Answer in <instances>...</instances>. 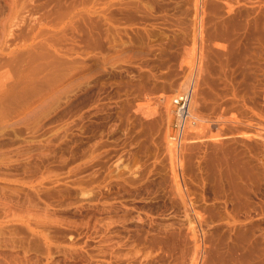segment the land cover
I'll return each mask as SVG.
<instances>
[{
	"label": "rangeland",
	"instance_id": "1",
	"mask_svg": "<svg viewBox=\"0 0 264 264\" xmlns=\"http://www.w3.org/2000/svg\"><path fill=\"white\" fill-rule=\"evenodd\" d=\"M0 264H264V0H0Z\"/></svg>",
	"mask_w": 264,
	"mask_h": 264
},
{
	"label": "bare ground",
	"instance_id": "2",
	"mask_svg": "<svg viewBox=\"0 0 264 264\" xmlns=\"http://www.w3.org/2000/svg\"><path fill=\"white\" fill-rule=\"evenodd\" d=\"M185 88V87H184ZM183 95H187V93H183ZM189 97H190V95H189ZM189 100H190V98H189ZM189 102V101H188ZM189 104V103H188ZM187 104V107H186V111H187V109L190 107L189 105ZM176 109V108H175ZM177 112V111H176ZM175 112V113H176ZM189 114H190V112H189V109H188V112H187V117H189ZM178 115V114H177ZM186 117V116H185ZM187 117H186V119H187ZM177 118H179V117H176V119ZM184 120H185V118H183ZM175 121H177V120H175ZM180 122V121H179ZM179 122H177V123H179ZM182 122V121H181ZM184 123V122H183ZM184 125H186V122L184 123ZM184 131V130H183ZM182 134H183V132H182ZM181 134V135H182ZM178 136V135H177ZM181 137V136H180Z\"/></svg>",
	"mask_w": 264,
	"mask_h": 264
}]
</instances>
